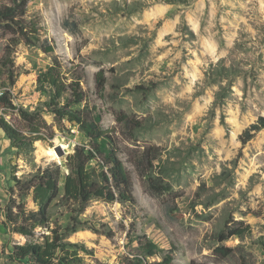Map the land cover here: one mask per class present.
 <instances>
[{
  "label": "rangeland",
  "instance_id": "obj_1",
  "mask_svg": "<svg viewBox=\"0 0 264 264\" xmlns=\"http://www.w3.org/2000/svg\"><path fill=\"white\" fill-rule=\"evenodd\" d=\"M70 15L77 32L63 26ZM27 20L60 59L85 64L83 87L113 132L134 185L133 205L91 201L66 241L94 249L98 264H120L136 254L135 244L125 247L133 225L171 253L174 264H264V130L245 145L240 140L264 117V0H30ZM8 48L17 82L10 87L0 77V92L8 91L18 109L43 108L47 97L38 92L37 77L52 57L0 32V62ZM101 69L103 98L95 85ZM2 111L27 134L17 111ZM121 113L144 123L133 138L116 120ZM43 117L56 136L37 142L32 155L17 154L0 130V264H19L11 251L27 241L3 225L12 169L21 179L59 165L60 193L49 213L62 226L69 221L59 205L66 157L89 139L69 123L60 130L45 111ZM150 146L162 152L153 177L169 184L171 195L157 194L134 166ZM28 207L34 208L31 199ZM235 221L250 225L252 234L219 242ZM219 248L232 253L224 257Z\"/></svg>",
  "mask_w": 264,
  "mask_h": 264
},
{
  "label": "trees",
  "instance_id": "obj_2",
  "mask_svg": "<svg viewBox=\"0 0 264 264\" xmlns=\"http://www.w3.org/2000/svg\"><path fill=\"white\" fill-rule=\"evenodd\" d=\"M30 0H0V32L13 36L29 46H37L46 55L52 57L51 64L40 70L37 77V90L47 101L43 108L33 112L17 108L8 91L0 97V109L17 111L26 124L27 134L12 126L5 117L0 116V130L10 143V147L19 155H32L37 142H48L56 136L43 117L47 112L54 117L55 125L62 128L69 123L83 133L89 141L78 145L73 153L66 157L69 173L64 180V194L59 205L67 210L69 221L62 226L53 221L49 211L58 198L62 169L53 165L39 169L36 173L17 178L16 170H11L15 186L9 191V202L4 209V227L11 234L27 239L23 245H15L10 259L19 264H98L94 249L83 243L66 241L81 226L79 218L91 201H103L109 204L133 205L134 185L120 158V148L109 129L102 125V114L93 105L89 93L83 84L87 81L86 66L75 61H63L55 55V46L48 38L42 39L37 25L27 20ZM64 28L77 32L79 25L71 20V15L63 22ZM11 49L0 62V77L6 76L10 87L16 85L17 76L9 57ZM107 79L101 69L95 76L96 92L100 98L106 91ZM117 122L124 126L133 138L134 133L144 128L142 120L121 113ZM264 130V117L245 129L240 136L242 144H247ZM162 156L159 147L150 146L139 152L134 166L140 177L150 183L157 194L171 195L172 187L155 178L158 161ZM31 199L34 208L28 207ZM252 234L250 225L235 221L227 225L219 234V242L231 238L243 239ZM127 245H136V254H126L120 264H174L171 253H165L146 234L137 233L133 225L127 232ZM218 253L230 256L232 250L219 248Z\"/></svg>",
  "mask_w": 264,
  "mask_h": 264
},
{
  "label": "built area",
  "instance_id": "obj_3",
  "mask_svg": "<svg viewBox=\"0 0 264 264\" xmlns=\"http://www.w3.org/2000/svg\"><path fill=\"white\" fill-rule=\"evenodd\" d=\"M4 93H5V92H3V91L0 92V97H2V96L4 95Z\"/></svg>",
  "mask_w": 264,
  "mask_h": 264
},
{
  "label": "water",
  "instance_id": "obj_4",
  "mask_svg": "<svg viewBox=\"0 0 264 264\" xmlns=\"http://www.w3.org/2000/svg\"><path fill=\"white\" fill-rule=\"evenodd\" d=\"M67 169V174L69 173V170H68V168H66Z\"/></svg>",
  "mask_w": 264,
  "mask_h": 264
}]
</instances>
